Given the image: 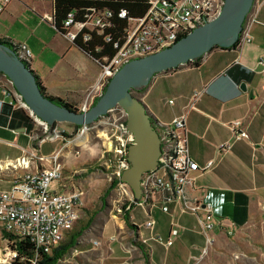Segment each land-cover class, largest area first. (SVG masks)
I'll use <instances>...</instances> for the list:
<instances>
[{
    "label": "crops",
    "instance_id": "crops-1",
    "mask_svg": "<svg viewBox=\"0 0 264 264\" xmlns=\"http://www.w3.org/2000/svg\"><path fill=\"white\" fill-rule=\"evenodd\" d=\"M1 1L0 39L26 47L31 58L30 70L38 77L47 97L79 110L89 95L94 97L100 68L55 29L53 0ZM246 21L249 44L213 48L199 60L156 74L135 97L155 121L170 123L184 115L192 160L201 168L212 162L211 169L192 175L196 190L189 189V193L213 207L215 226L209 233L213 244L207 246L201 228L203 212L197 216L184 214L174 204L166 214L155 205L145 210L132 208L126 214L132 227L123 217L95 225L99 239L110 240L107 246L113 253L134 237L142 247L144 264H192L200 261L205 249L207 256L211 247L221 245L226 235H232L251 220L257 200L264 196V69L258 65L264 58V0H254ZM18 26L25 32L18 34ZM43 26L52 34L42 37L39 48L34 49L32 33ZM46 54L56 58L54 64L47 63ZM242 84L245 92L240 89ZM8 91L0 84V140L13 147L14 155L28 151L29 144L21 133L26 124L23 110L12 107L14 95ZM97 99L95 96L93 103ZM234 122L240 123L245 138L235 137L231 129ZM11 156L9 150L0 158ZM147 220L154 221L153 228H146ZM171 228L177 230L171 247H163L153 239L168 238Z\"/></svg>",
    "mask_w": 264,
    "mask_h": 264
},
{
    "label": "built area",
    "instance_id": "built-area-1",
    "mask_svg": "<svg viewBox=\"0 0 264 264\" xmlns=\"http://www.w3.org/2000/svg\"><path fill=\"white\" fill-rule=\"evenodd\" d=\"M3 2L7 3L8 0ZM224 2L225 0H149V8L143 17L129 19L120 38L112 44L115 50L113 57L94 60L99 65L100 75L93 96L98 98L102 94L109 79L125 63L168 48L195 28L215 19ZM117 17L126 18V13L120 12ZM111 18L112 14L108 11L88 9L82 21H76L74 13H70L63 22L62 35L71 43L84 31L103 35L105 30L112 27ZM87 33L82 35V42L90 39ZM111 41L110 36L104 38L105 43ZM250 41L249 24L245 20L237 43L244 45ZM11 49L19 60L29 63L30 55L25 46L12 43ZM258 65L264 69V58L258 61ZM8 82L11 85L8 92L14 95L15 106L25 110L35 120L41 132L47 133L51 126L32 113L12 83ZM94 97L89 95L78 111H87L92 106ZM126 120V112L115 107L98 123L104 133V164L113 169L111 175L118 182L121 194L129 196L127 206L119 211H127L133 207L145 210L156 205L161 212L167 214L171 205L175 204L184 214L197 216L199 212H203L201 228L206 235L207 246H211L213 238L208 234L214 228L213 207L201 197L191 195L189 189L196 190L192 175L211 169L212 162L201 168L192 160L185 135V116L175 118L170 123H152L160 142V156L156 167L142 175L138 200H135L132 190L120 180L122 173L130 167L128 149L134 143V136L127 129ZM92 125L77 127V136H82ZM239 125L240 123L234 122L231 129L237 139L245 138L246 133L239 129ZM53 132L57 134L56 129ZM44 141L45 139L41 140ZM78 155L79 151H75L74 156ZM31 157L33 159L22 157L14 162L7 160L0 163V169L4 172L22 170L21 175L14 176L9 182L7 190H0V240L3 243L0 245V264H41L43 255L50 254L61 244L64 236L80 220L82 192L74 184L58 186L63 173L59 155L32 154ZM30 163L34 165V169H30ZM52 185H55V189L51 190ZM154 224L153 220H147L144 225L151 229ZM176 236L177 230L171 228L168 238L155 236L153 239L167 248L173 245ZM97 244L93 242L94 246ZM206 252L205 249L203 254Z\"/></svg>",
    "mask_w": 264,
    "mask_h": 264
},
{
    "label": "rangeland",
    "instance_id": "rangeland-1",
    "mask_svg": "<svg viewBox=\"0 0 264 264\" xmlns=\"http://www.w3.org/2000/svg\"><path fill=\"white\" fill-rule=\"evenodd\" d=\"M46 2H50V0ZM249 14L247 17H249ZM26 23L29 24V22ZM46 26L32 33L33 38L31 41L34 49L39 48V41L42 40V37H47L52 34V31ZM16 32L22 34L25 31L21 26H18ZM44 58L47 59V63L51 64H54L56 60V58L47 54ZM30 59L29 57V63ZM86 65H89L88 61ZM0 84L6 90L11 89L8 79L3 74H0ZM142 88L144 87L134 89L131 92L132 96L138 97L139 91ZM12 107H15V105ZM10 109L14 111L11 107ZM10 112L9 110L8 113ZM23 113L26 124L24 125V131L21 133L26 139V143L29 144V150H23L22 153L17 151L13 155V147L2 139L0 140V157L3 158L5 152L9 150L12 156L11 158L8 157L10 159L5 160L0 158V163L7 160L14 162L22 157L33 159L31 157L32 154L34 156L59 155L58 158L63 165V173L58 186H69L71 184L77 186L80 192H82L81 201L83 204L80 220L72 231L64 236L63 241L69 234L83 228L87 224L90 212L92 214L97 212L93 219L95 224H91L93 227L90 228V225L88 229L84 230L80 238H78L75 247L61 260L56 262V264H144L143 261H145V258L142 247L134 237L128 243L124 242L113 253L109 246H107L110 240L105 242L99 239V229L95 226L99 221H114L117 218H125L126 216L124 217V215L132 209L131 206V209L127 211H119L127 206L129 196L121 194L118 190V182L111 175L113 169L109 168V165L106 166L104 164L106 159V156L102 157L104 151V133L98 126V123H101L100 121L104 120V117L100 118L87 132L78 137L76 130L73 129L74 126L69 123H55L49 128L48 134L43 133L36 125L35 120L25 110H23ZM10 119H12V115ZM53 129H56L57 134L53 132ZM51 133L52 135H50ZM42 139H45V141L41 142ZM75 151H79L78 156H74ZM17 154H19L18 158L16 156ZM30 169H34V165H31ZM21 174L22 170L17 172H4L0 169V190H7L9 182L13 177ZM116 182L117 184L113 186V183ZM52 189H55V185L51 186ZM258 200L257 208L252 213L251 220L245 226L239 228L237 232L234 231L232 235H226V239L221 245H214L209 249L207 256H205V253L199 259L200 261H193L192 264H264V196ZM91 207L94 209H91ZM101 208L102 211H100ZM93 242H97L98 244L94 246ZM1 243L2 241L0 240V245ZM6 264L11 263L7 262ZM12 264L21 263L16 262Z\"/></svg>",
    "mask_w": 264,
    "mask_h": 264
},
{
    "label": "water",
    "instance_id": "water-1",
    "mask_svg": "<svg viewBox=\"0 0 264 264\" xmlns=\"http://www.w3.org/2000/svg\"><path fill=\"white\" fill-rule=\"evenodd\" d=\"M253 4L254 0H225L215 19L195 28L168 48L125 63L109 79L95 104L84 112L71 110L45 97L35 74L11 49L1 44L0 73L12 83L32 113L49 126L55 123H69L76 128L88 126L115 107L122 108L127 114L126 126L134 136V143L128 149L130 167L122 173L120 180L138 200L141 177L156 167L160 142L152 126L155 119L147 113L142 102L132 96L131 91L146 87L156 74L203 57L214 47L234 46ZM240 89L245 92V85L242 84Z\"/></svg>",
    "mask_w": 264,
    "mask_h": 264
},
{
    "label": "trees",
    "instance_id": "trees-1",
    "mask_svg": "<svg viewBox=\"0 0 264 264\" xmlns=\"http://www.w3.org/2000/svg\"><path fill=\"white\" fill-rule=\"evenodd\" d=\"M53 3L54 11L52 16V24L55 29L61 34H64L63 22L66 20L67 15L70 13H74L76 21H82L83 15L88 9H94L96 11H108L112 14V18L110 19L112 27L109 30H105L103 35H97L95 32L87 33L84 31L78 35V38L74 42V45L79 47L93 60H100L103 57H113L115 50L113 49L112 44L120 38L122 31L127 25L128 20L143 17V15L149 8V0H53ZM120 12H125L126 18H118L117 15ZM84 33H87L90 37V39L86 42H82L81 40V37ZM107 36H110L112 38V41L109 43L104 42V38ZM0 44L8 47L9 49H11L12 47V43L2 39H0ZM24 64L26 67L30 68L29 63L24 62ZM35 77L42 94L47 97L45 89L39 82L38 77ZM47 98L54 101L58 105H62L70 108L71 110L78 111L76 108L64 103L61 100L53 99L50 97ZM95 102L93 103V105L95 104ZM116 184L117 182L113 183V186H115ZM100 211H102V208ZM96 214L97 212H94L93 214L90 212L87 224H85L83 228H80L79 230L72 232V234H69L67 238L63 242H61V244H59L54 250H52L50 254L43 255L41 264H56V262L67 255L69 251L75 247L76 242L82 235L83 231L88 229L93 223V219ZM124 217L127 225L129 227H132V225L128 223V217L126 214L124 215Z\"/></svg>",
    "mask_w": 264,
    "mask_h": 264
},
{
    "label": "clouds",
    "instance_id": "clouds-1",
    "mask_svg": "<svg viewBox=\"0 0 264 264\" xmlns=\"http://www.w3.org/2000/svg\"><path fill=\"white\" fill-rule=\"evenodd\" d=\"M79 112V111H78Z\"/></svg>",
    "mask_w": 264,
    "mask_h": 264
}]
</instances>
